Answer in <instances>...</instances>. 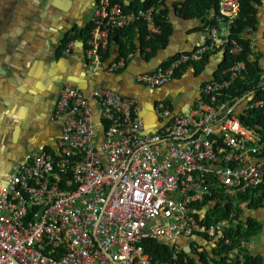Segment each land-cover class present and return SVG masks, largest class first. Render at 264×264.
Returning a JSON list of instances; mask_svg holds the SVG:
<instances>
[{"label": "built area", "instance_id": "2783aa9c", "mask_svg": "<svg viewBox=\"0 0 264 264\" xmlns=\"http://www.w3.org/2000/svg\"><path fill=\"white\" fill-rule=\"evenodd\" d=\"M218 9L220 27H205L208 44L133 81L158 88L206 52L241 56L244 47L231 32L238 0H219ZM164 10V0L136 10L96 0L89 37L81 39L85 60L93 69L125 70L130 56L103 60L113 32L141 24L150 40L161 33L156 19ZM249 43L247 58L205 82L202 98L187 112L174 114L169 103H155L161 126L152 133L133 99L104 87L85 94L63 86L50 118L61 124L55 149L26 153L0 185V264H188V259L203 264L202 253L209 256L207 264L242 260L240 249L254 239L226 253L221 246L231 245L227 230L246 226L250 218L238 207L264 194V96L257 95L264 93V70ZM74 44L68 41L66 55ZM247 62L259 63L261 78L234 107L240 98L227 91L250 75ZM215 194L232 209L226 219L209 222L202 212L216 217ZM144 240L170 248L171 260L154 262L144 252Z\"/></svg>", "mask_w": 264, "mask_h": 264}, {"label": "crops", "instance_id": "0c3cea01", "mask_svg": "<svg viewBox=\"0 0 264 264\" xmlns=\"http://www.w3.org/2000/svg\"><path fill=\"white\" fill-rule=\"evenodd\" d=\"M95 1L0 0V185L8 180L12 165L26 153L55 149L61 124L50 118L63 86L78 87L85 94L94 86L104 87L133 99L146 130L152 133L161 126L154 114L155 103H169L174 114L187 112L194 101L202 98V85L222 70L223 54L219 52L209 55L204 66L197 63L181 69L161 87L141 86L133 81L136 74L149 72L175 55L206 43L201 21L180 14L184 0H165L171 28L165 48L153 56L147 55L148 47L143 53L136 37L133 46L127 47L130 60L125 70L111 73L106 66L93 69L85 60L84 46L77 35L89 27ZM133 1L136 0H123L126 4ZM257 18L256 30L247 31L246 36L255 45L264 70V0L257 4ZM70 39L75 44L66 55L65 43ZM116 39L113 37L109 45L108 62L121 56ZM238 211L245 218L264 223V205L256 210L242 205ZM205 212L210 213L204 211L202 215ZM248 250L264 257V230ZM185 252L188 253L187 248Z\"/></svg>", "mask_w": 264, "mask_h": 264}, {"label": "trees", "instance_id": "16d2710c", "mask_svg": "<svg viewBox=\"0 0 264 264\" xmlns=\"http://www.w3.org/2000/svg\"><path fill=\"white\" fill-rule=\"evenodd\" d=\"M116 2L120 3L125 10H136V9H143L148 7L151 4V0H145L144 2H140L138 0L133 1L129 4L123 2V0H115ZM165 1V0H164ZM218 2L219 0H184L180 4V14L186 18H197L203 24V31L207 37L206 33V26H214L220 27V24L216 23L215 18L219 15L218 9ZM239 3V11L236 19L231 28L232 36L238 40V42L243 45L244 53L241 56L231 57L227 53L223 54L222 64L220 69L227 68L230 64H232L235 60H245L250 50V43L249 39L246 36L247 31H255L258 24L257 18V4L259 0H238ZM161 15V16H160ZM159 16H157L156 24L160 27L161 33L160 35L153 36L150 40H146L147 30L141 24H134L133 26L127 27L124 30L114 31L112 36L110 37L109 45L112 41L113 37H116V41L120 47L121 57H126L128 50V46H133V41L137 37L140 41L141 50L145 53V48L148 47L146 54L153 56L158 49H163L168 44V37L170 35V25L167 22V11L164 10L161 12ZM223 24V23H222ZM91 24L89 27H85L80 31L77 35L79 38L85 40L89 37L91 31ZM122 39H125L123 41ZM208 44V39L206 40ZM67 41L65 45H67ZM205 43V44H206ZM197 49V48H196ZM193 51V50H192ZM108 54L104 57L103 60L108 59L110 57L109 54V47H108ZM187 53V52H185ZM212 53H205L202 55L201 59L198 62L192 63L200 64L204 66L207 62L209 55ZM173 58V57H172ZM171 58V59H172ZM170 59V60H171ZM169 61V60H168ZM168 62L163 63L161 65H166ZM248 63V62H247ZM187 66L181 67L177 70L174 76H177L181 69ZM248 72L250 75L245 80H237L235 81L227 91L228 94L231 95L234 100L241 98L247 92L254 90L256 84L261 78V70L259 68L258 62L248 63ZM221 72V70H220ZM258 96L263 97V92H257ZM251 114L248 115L249 118ZM241 118H245L242 116ZM264 124V121H263ZM246 195L244 198H247ZM218 199L217 203L215 204V209L213 210V214L218 217V219H226L229 212L231 211L232 207L231 204H227L223 206L221 204V200L223 199L221 195L215 194L211 200ZM264 205V194L261 197L257 198L254 202L251 201L246 207L248 209L256 210L258 208L263 207ZM246 226L238 225L237 227H231L227 230L224 234L231 240V245L228 246H221L223 248L221 251L222 253L228 252L233 247L240 246L241 241L250 242L252 239H255L258 235L262 233L264 230V223L258 222L255 218H248L245 221ZM222 244V243H221ZM142 246L144 247V252L152 257L154 262L158 261H169L172 258V250L168 247L162 246L156 241L153 240H144L142 242ZM240 255L242 256V260L237 258L236 260L231 259L229 263L226 260H222L219 258L218 260H212L213 264H264V257L259 254H252L251 251L248 250L247 247L241 248L239 251ZM185 256V254H182ZM209 257L207 253L201 254V261L203 264H207L206 258ZM188 264H198L194 259H188Z\"/></svg>", "mask_w": 264, "mask_h": 264}, {"label": "water", "instance_id": "95a60500", "mask_svg": "<svg viewBox=\"0 0 264 264\" xmlns=\"http://www.w3.org/2000/svg\"><path fill=\"white\" fill-rule=\"evenodd\" d=\"M95 87V86H94ZM247 96V94L246 95H244V96H242L235 104H234V107H237L244 99H245V97Z\"/></svg>", "mask_w": 264, "mask_h": 264}, {"label": "rangeland", "instance_id": "374dc122", "mask_svg": "<svg viewBox=\"0 0 264 264\" xmlns=\"http://www.w3.org/2000/svg\"><path fill=\"white\" fill-rule=\"evenodd\" d=\"M170 101H172V100H170ZM208 215H209V216H208L207 219H208L209 222H213L214 220H220V219H218V217H215V218H214V217L210 216V213H209Z\"/></svg>", "mask_w": 264, "mask_h": 264}]
</instances>
